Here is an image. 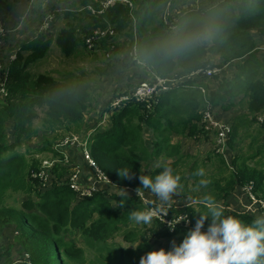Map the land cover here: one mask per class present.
<instances>
[{
    "label": "trees",
    "instance_id": "trees-1",
    "mask_svg": "<svg viewBox=\"0 0 264 264\" xmlns=\"http://www.w3.org/2000/svg\"><path fill=\"white\" fill-rule=\"evenodd\" d=\"M109 1L71 0L54 14V18H63V25L55 24L54 19L57 26L52 24L48 30L24 40L14 57L3 66L0 234L7 225H14L22 252L29 257L26 264H83L86 249H92L97 257L92 264H139L141 252L151 247L148 234L183 238L189 226L176 224L174 232H170L169 226L153 217L155 226L140 230L129 219L131 211L168 204L175 214L188 213L193 226L199 216L194 211H206L201 201L208 195L227 214L250 223L257 215L238 210L240 204L233 196L239 188L244 190L251 183L256 198L264 199V166L258 162L264 154L261 143L264 122L259 119L264 113V54L259 56L255 36L257 33L264 36V0H222L206 9L189 10L177 19L169 13L173 0H115L108 4ZM16 7L17 0H0V11L5 12L0 13V25L5 24L6 14ZM162 9L168 14L163 16ZM199 24L213 26L209 43L167 62L147 55L158 41ZM163 28L167 29L163 32ZM128 33H133L134 38L131 41L126 38V44L136 42L134 56L139 57L127 56L133 65H143L152 73L177 79L151 102L137 101L132 96L122 100L119 106L111 108L109 125L89 133L85 125L84 134L82 123L94 105L96 80L84 74H33L30 65L43 59L54 44L66 57L84 46L102 50L107 57L106 66L99 68V74L104 75L115 64L121 35ZM215 57H219V63L213 60ZM227 63L235 69L234 75L219 78L215 86L204 84V76L192 75L210 65ZM137 76L143 78L142 73ZM135 85L115 94L110 106L112 100L129 94ZM236 106L239 109L234 110ZM212 108L217 111L212 114L214 121L223 119L225 124L221 151H217L221 133L204 120V113ZM229 111L234 112L226 120L224 114ZM40 112L43 117L39 126L35 120L41 117ZM9 122H12L13 140L8 136ZM40 128L50 134L42 135L39 149L28 146L25 151L20 150L39 135ZM58 130L67 132L62 135L56 133ZM73 134L86 137L85 149L95 167L118 187H139L140 174L154 176L159 171L154 164L166 161L180 177L176 193L192 199L191 207L185 202L181 203L182 207L174 208L172 198L166 204L153 200L145 203L137 195L129 194H125L124 205L119 206L116 204L121 197L106 190L80 198L74 186L68 184V167L63 165L65 149L70 145H60ZM209 135L215 138L212 149L202 156L204 159L185 153L181 142L173 139L185 136L202 140L209 139ZM123 168L131 169V178L118 174L117 170ZM198 168L204 169L203 177L194 175ZM200 179L208 183L201 185ZM73 233L88 247L76 244ZM117 234L130 242L138 239L141 242L135 248H115L112 242ZM10 254L11 246L0 244V264H10V259L6 263L2 260Z\"/></svg>",
    "mask_w": 264,
    "mask_h": 264
},
{
    "label": "rangeland",
    "instance_id": "rangeland-1",
    "mask_svg": "<svg viewBox=\"0 0 264 264\" xmlns=\"http://www.w3.org/2000/svg\"><path fill=\"white\" fill-rule=\"evenodd\" d=\"M21 1V2H20ZM122 1V0H120ZM187 1V0H186ZM222 0H213L215 2L212 6L217 4ZM48 3L52 2V5L56 3L58 7H49L48 10L43 14V17L41 20L36 24L38 26L37 33L43 32L45 28L49 25V23L52 25L54 21V14L56 10L61 11L64 6H66L68 3L71 2V0H47ZM63 6L61 7V5ZM28 6V1L26 4L25 0H17V7L12 11L6 14V20L8 15L10 14L11 17L10 22H13L14 26L16 25L15 29L17 30L18 36L15 38L14 43L10 44L9 40L11 38L8 37V29L5 26V24H2L5 26L3 28V36H2V43L0 44V74L3 69V65L7 63L11 57L14 54V51L21 46V44L24 42V40L28 37H30V33H28L27 25L33 24L36 22L37 18L39 17V12L35 11L37 7L32 6V0H30L29 8L24 13L20 10H25V8ZM168 6V4H167ZM165 8V7H164ZM18 9V10H17ZM165 9L161 10V14L164 12ZM14 11H17L13 13ZM1 14H5V12H1ZM13 13V14H12ZM165 14H168L167 11L164 12L163 16ZM171 14V13H170ZM36 20H34V19ZM63 20H59L58 22H62ZM48 24V25H46ZM58 25V24H57ZM55 25V26H57ZM63 25V24H62ZM35 26V27H36ZM54 26V27H55ZM55 29V28H54ZM164 29V28H163ZM167 29V28H166ZM164 29L163 32L166 30ZM255 36L258 39L259 46L258 48L260 50H263L264 54V36H260L258 33L255 34ZM8 40V44H7ZM129 41H131L129 39ZM121 45H119L120 49L115 54L114 57V65L113 68L108 69L107 73L104 75L99 74V68H103L106 66L107 57L104 55L102 50L99 49H88L84 46H80L77 50V52L72 55L71 57L64 56L58 47L54 44L52 45V49L48 52V54L41 60H39L36 63H32L30 65V68L32 70L33 74L39 73V72H51L54 75L60 76L67 73H73L77 76H81L82 74L88 75L93 77L97 84L98 88L95 89L94 95V105L92 109L88 110L85 118L82 123V128L87 127V133L91 132L92 130H95L96 128H103L104 125H109L110 121V112L112 106H110V100L113 99L115 94L120 93L124 90H128L131 87H133L137 82L140 80H146L148 82L154 81L155 77L150 74L149 71L146 69L145 66H135L137 64L134 63V65L127 59V56H130L133 58L134 52L136 50V42H133L132 44H125V40L121 39L119 42ZM19 44V45H18ZM139 58V57H137ZM219 57H215L213 60L216 63L220 62ZM216 59H218L216 61ZM128 61V62H127ZM127 62V63H126ZM209 67H217L219 68V71L216 73L219 75V77L216 76H207L205 75V71H200L197 76H202L203 80L202 82L204 84L211 86H215L219 82V78H231L234 75L235 69L231 68V64H223V66L219 65H210ZM215 69V68H212ZM138 73H143L144 77L139 78L137 75ZM215 74V75H216ZM196 76V77H197ZM170 80L177 79L175 76L168 77ZM201 82V83H202ZM214 84V85H213ZM210 89V88H209ZM211 90V89H210ZM128 92V91H127ZM161 90L153 96L150 100H155ZM218 109V108H217ZM238 106L234 107V110H237ZM208 112L212 115L214 112L217 114L216 109H210ZM39 118L35 120V124L40 126L41 118L43 117V113L40 112ZM226 120L228 118L224 117ZM223 122V119L219 120L218 123ZM218 128L217 126H215ZM12 122L8 123V133H9V139L13 140L12 136ZM44 128H40L39 135L37 137H34L28 144H24L20 150L25 151V149L30 146L33 149H39L38 144H40V140L42 139V135L47 133L50 134L49 131L43 130ZM75 131V130H73ZM85 128L83 130L85 134ZM67 132V131H66ZM65 130H58L56 133L65 134ZM181 137V136H179ZM209 139H199V140H193L192 138L188 137H182L183 140V149L185 153H191L192 155H197L199 159H204L202 156H205L209 150L212 149V143H213V136H208ZM85 138L84 135L79 138L76 137L74 143L71 144L69 147L65 149V163L64 166L68 167V174L66 176V179L68 180V184L73 185L75 188V192L80 198H84L87 196L93 195L95 192L100 193L103 192V190H106L108 193H120L126 191L129 195H136L135 189L130 188H123L118 187L116 185L111 184L107 179H105L102 174L98 171V169L95 167V165L92 163L91 159L89 158L88 153L85 149ZM174 140L180 139V138H173ZM249 140H246L245 143H248ZM261 143L264 144V138L261 140ZM73 151V152H72ZM35 154V153H34ZM37 154H47V153H37ZM194 155V156H195ZM38 156V155H35ZM259 161L261 165L264 166V154H262L259 157ZM162 161V160H160ZM46 163V162H44ZM50 163V162H48ZM254 161H251L250 164H253ZM155 165V164H154ZM147 172L149 169L146 170ZM51 179V173L49 174V181ZM141 194L138 196L139 199H141L143 202L147 203L148 200H153L156 202H160L157 197H155L152 193L149 191L141 188L140 189ZM236 200L239 202L240 206L238 210L244 209L248 213H251L252 215H264V202L262 203H256L253 198L249 197L247 192L243 190L242 188H239L234 195ZM172 204L176 208L182 207L181 203H192L189 202L192 199H186L185 197H182L178 195L177 193L174 194L172 197ZM148 208H154L152 205H149ZM171 216H175L176 214L174 211L168 213ZM166 216V215H165ZM165 216L159 215L158 217L161 218L165 223L169 226V221L165 220ZM157 223V222H156ZM138 228L140 230L148 229L151 226H155V220L151 221L149 224H138ZM191 228V222L186 225V227ZM164 227V226H163ZM156 228V227H155ZM130 229H136L135 226H130ZM170 232H174L173 229L170 230ZM74 237L77 238L76 244L87 246L86 243L77 236L76 233L72 234ZM149 237V243L150 248L148 250H143L141 254L146 253L149 250H152L154 248H160L163 247L166 250L171 247V242L175 241L176 243H179L182 239L181 235H175V236H159L155 237L153 234H148ZM141 242L140 239H138L135 243L130 242L128 240H125L122 235L117 234L116 237L113 239V246L117 248L118 246H126L131 247V244H139ZM0 244L6 245L8 247L11 246V254L10 256L3 257V262L6 263L8 259L11 260L10 264H26L28 260V255L26 252H22V247L20 246V242L18 240V233L17 229L14 227L13 224H9L6 226L4 231L0 234ZM138 246V245H137ZM136 246V247H137ZM88 247V246H87ZM97 249L99 251H103L101 249H98L97 247H94L93 249ZM127 248V247H124ZM92 250V249H91ZM90 249H86L85 251V258L86 261L83 264H92L97 258L94 256V253Z\"/></svg>",
    "mask_w": 264,
    "mask_h": 264
},
{
    "label": "clouds",
    "instance_id": "clouds-1",
    "mask_svg": "<svg viewBox=\"0 0 264 264\" xmlns=\"http://www.w3.org/2000/svg\"><path fill=\"white\" fill-rule=\"evenodd\" d=\"M213 34V26L199 24L158 41L147 55L161 62L172 61L209 43ZM154 167L159 169L154 176L140 174L137 177L140 186L135 189L136 195L139 196L140 189L144 188L157 197L161 204H166L176 194L180 177L174 174L166 161H157ZM130 170L123 168L117 171L122 178H131ZM204 174L203 168L194 172L198 177ZM199 183L206 185L208 181L200 179ZM125 193H117L121 200L116 205H124ZM201 203L206 211H194L199 216L179 243L171 242L167 250L160 247L147 251L140 256L139 264H264V215L245 223L237 215L227 214L225 208L211 196L205 195ZM186 204L191 207V203ZM167 213V209L158 206L155 209L131 211L129 219L137 224H149L153 217H164ZM181 220L188 222L187 216L181 215L174 222H169V228L174 229ZM137 245L131 244L133 248Z\"/></svg>",
    "mask_w": 264,
    "mask_h": 264
},
{
    "label": "built area",
    "instance_id": "built-area-1",
    "mask_svg": "<svg viewBox=\"0 0 264 264\" xmlns=\"http://www.w3.org/2000/svg\"><path fill=\"white\" fill-rule=\"evenodd\" d=\"M115 0H110L109 2H108V4H111V3H113ZM165 20H166V17H165ZM46 25H48V24H46ZM50 23H49V25L45 28V29H48L49 27H50ZM5 26L2 24V25H0V44L2 43V36L4 35L3 34V28H4ZM134 58L135 59H137L136 58V56H134ZM138 63H143L142 61L140 62L139 60H138ZM4 66V65H3ZM212 68H215V69H212ZM206 70V73H205V75H207V76H213V74H215L214 72H218L219 71V68H217V67H207L206 69H203V70H200V71H205ZM200 71H198V72H194V73H192V75H194V74H199V72ZM216 72V73H217ZM152 75L155 77V79H154V81H152V82H148V81H146V80H140L136 85H135V87H134V89L129 93V94H123V95H121V96H119V97H117V98H115L114 100H112V102H111V106L112 107H116V106H119V104H120V102L122 101V100H124V99H127V98H129L130 96H132L135 100H137V101H147V102H151L152 100H150V99H152L153 98V96H155V94H157L160 90H161V92L159 93V94H161V93H163V92H165L167 89H169L173 84H174V82L176 81V79H173V80H170L168 77H170V76H160V75H157V74H155V73H152ZM3 84H4V75H3V69H2V72H1V74H0V99H2L4 96H5V90H4V87H3ZM259 119L260 120H262L263 122H264V113L259 117ZM204 120L205 121H208L209 122V124H213V126L212 127H215V126H217L218 128H216V129H218L219 130V132L221 133V138L220 139H217V143H218V145H217V151H221L222 150V146H223V144L221 143L222 142V138H223V135H224V129H225V124L224 123H218V121H214V119H213V117H212V115L208 112V110L204 113ZM76 137H79V138H81L82 136H80L79 134H73V135H71V136H68L66 139H64L62 142H61V144L60 145H71V144H73L74 142L73 141H75V139H76ZM215 138V137H214ZM85 143H86V141H85ZM222 144V145H221ZM85 146H86V144H85ZM86 148V147H85ZM87 152V151H86ZM88 153V152H87ZM88 155H89V153H88ZM89 158H90V155H89ZM91 159V158H90ZM91 161H92V159H91ZM46 163H48V162H46ZM92 163H93V161H92ZM94 164V163H93ZM99 171V170H98ZM100 172V171H99ZM101 173V172H100ZM102 174V173H101ZM102 176L105 178V179H107L103 174H102ZM108 180V179H107ZM109 181V180H108ZM252 187H253V185L251 184V183H249L247 186H245L244 187V190L247 192V194H248V196L249 197H251V198H253L254 199V201H255V204L258 202V203H262V202H264V200H262V199H257L256 198V196L252 193V191H251V189H252ZM124 188H127V187H124ZM130 189H132V188H130ZM150 200H148V201H146L147 203L149 202ZM154 208H152V209H155L157 206H153ZM163 208H165V209H167L168 210V213L169 212H171V209L173 208L171 205H168L167 204V206H165V207H163ZM174 208H176L175 206H174ZM264 210V209H263ZM246 211V210H245ZM167 213V215L165 216V220H167V221H172V222H174L177 218H179L181 215H186L187 216V218H188V213H185V212H181V213H179V214H176L175 216H171V215H169ZM159 215H157V216H155L154 218L155 219H157V220H160L161 222L163 221L161 218H159L158 217ZM163 223L166 225V226H168V224L167 223H165L164 221H163ZM190 223V220L188 219V222H185L184 220H181L180 222H178L177 224H183L184 226H186V225H188Z\"/></svg>",
    "mask_w": 264,
    "mask_h": 264
},
{
    "label": "crops",
    "instance_id": "crops-1",
    "mask_svg": "<svg viewBox=\"0 0 264 264\" xmlns=\"http://www.w3.org/2000/svg\"><path fill=\"white\" fill-rule=\"evenodd\" d=\"M25 1H26V4H27V1H28V6L25 8V10H22V9L20 10L21 12L24 11V13L27 11V9L29 8V4H30V0H25ZM214 3L215 2H213V0H187V1L186 0H173V8H172L171 12H169V13H171L177 19V18H180L181 16H183L189 10H192V9H206L209 6H212ZM32 6H33V9H34V7H37L35 11H38V12L40 11V12H39V17L37 18V20L32 18V19L36 20V22L33 23V24H28L27 25V30H28V33H30V35H29L30 37H28L26 39H29V38H31V37H33V36H35L37 34L38 26H36V24L41 20V18L43 17V14H45V12L48 10V8L50 6L51 7H58V5L56 3H54L52 5V2L48 3L47 0H32ZM62 6H63V4L61 5V7ZM137 8H138V5H137L136 9ZM138 10H140V9H138ZM15 12H17V11H14L13 13H15ZM10 17H11V15L9 14L8 17H7V20L5 21V26L8 29V33H9L8 37L11 38L9 40V43L12 44V43H14L15 38L18 36V34L16 32L17 30L15 29L16 25L14 26L13 22H10V19H9ZM60 19L62 20L63 18L62 17H56L55 18V24H58V25L59 24L60 25L64 24V21H62L60 23L58 22ZM55 24H53V26H55ZM126 38L127 39H132V38H134V34L133 33H130V34L128 33L125 36L121 35L120 40L124 39L125 40V44H126ZM7 44H8V40H7ZM127 45H129V44H127ZM16 50L14 51V53L16 52ZM258 51H259V56H261L263 54V50H260L258 48ZM217 60L218 59H216V61ZM149 73L151 74L152 71H149ZM142 75L144 77L143 73H142ZM238 109H239V107H238ZM233 112L234 111H229L228 113H225L224 117L229 119L230 115L233 114ZM174 138H180L179 140L178 139H176V140L181 142V145H182V148H183V142H182L183 138L179 137V136H174ZM251 161H249V162H251Z\"/></svg>",
    "mask_w": 264,
    "mask_h": 264
}]
</instances>
